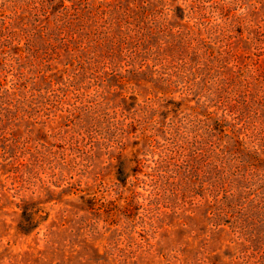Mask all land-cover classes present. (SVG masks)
<instances>
[{"label":"trees","instance_id":"obj_1","mask_svg":"<svg viewBox=\"0 0 264 264\" xmlns=\"http://www.w3.org/2000/svg\"><path fill=\"white\" fill-rule=\"evenodd\" d=\"M174 1L1 0L14 15L0 21V109L15 106L27 71L52 62L68 69V86L101 76L129 90L150 85L159 97L134 111L121 103L119 117L117 110L106 115V98L94 103L90 111L107 125H94L90 146L116 149L119 176H142L136 180L171 198L179 215L205 208L210 224L239 243L238 260L264 264V33L221 0L206 16L208 0H180L183 7ZM39 160V167H53ZM23 166L11 172L16 194L29 183ZM20 202L17 230L27 234L40 224V202Z\"/></svg>","mask_w":264,"mask_h":264},{"label":"rangeland","instance_id":"obj_2","mask_svg":"<svg viewBox=\"0 0 264 264\" xmlns=\"http://www.w3.org/2000/svg\"><path fill=\"white\" fill-rule=\"evenodd\" d=\"M217 1L203 4L205 16ZM221 1L232 14L257 22L264 33V0ZM1 5L0 0V21H9L12 4L3 9ZM174 5L183 7L180 0ZM212 22H220L219 16ZM60 64L27 71L18 82V95H12L15 106L0 109V264H253L237 259L239 243L227 228L210 224L205 208L179 215L171 208V198L156 195L143 180H136L142 176H119L116 149L90 146L94 125H107L97 111L91 112L96 101L106 98L103 110L109 114L102 115L114 117L117 110L119 117L121 103L134 111L159 94L150 85L133 84L129 90L104 76L68 86L73 85L68 69ZM4 87L12 93V80L8 78ZM25 91L33 108L27 105ZM130 95L137 97L136 103ZM132 140L129 134L126 141ZM40 158L51 160L54 169L39 167ZM147 158L153 161L157 156ZM19 165L26 166L29 183H22L16 194L18 184L11 185L10 178ZM21 198L40 202V224L27 234L17 230Z\"/></svg>","mask_w":264,"mask_h":264}]
</instances>
